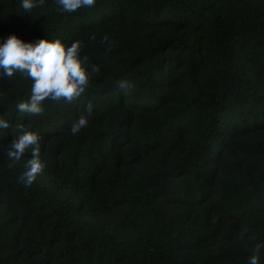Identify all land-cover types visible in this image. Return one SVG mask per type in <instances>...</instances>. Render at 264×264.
Returning <instances> with one entry per match:
<instances>
[{
  "label": "trees",
  "instance_id": "1",
  "mask_svg": "<svg viewBox=\"0 0 264 264\" xmlns=\"http://www.w3.org/2000/svg\"><path fill=\"white\" fill-rule=\"evenodd\" d=\"M20 5L0 0V39L80 41L89 83L32 115L16 108L31 79L0 76V264H248L264 243V0ZM24 130L46 164L29 187L31 150L7 155Z\"/></svg>",
  "mask_w": 264,
  "mask_h": 264
},
{
  "label": "clouds",
  "instance_id": "2",
  "mask_svg": "<svg viewBox=\"0 0 264 264\" xmlns=\"http://www.w3.org/2000/svg\"><path fill=\"white\" fill-rule=\"evenodd\" d=\"M45 3L46 0H21L20 6L24 11L31 12L36 7H43ZM55 4L61 13H73L82 7H95L96 0H55ZM92 39L95 40V36ZM81 48L80 41L66 47L59 39L25 42L15 34L0 39V76L12 79L20 72L32 81L30 97L16 105L20 113L39 115L44 111L43 104L46 101L63 100L71 103L85 92L89 73L82 65L87 63L88 57H80ZM93 71H98V68L94 67ZM119 86L127 89L129 84L122 81ZM92 113L93 104L89 102L86 105V114H81L71 125L70 134L76 135L86 128ZM10 126V121L0 116V129L6 130ZM40 140L38 133L24 130L16 135L7 153L10 160L19 161L31 150V158L25 165L26 171L19 177L25 187L31 186L46 167L41 159ZM261 248H264V243L256 245L254 254L248 258V264H259Z\"/></svg>",
  "mask_w": 264,
  "mask_h": 264
}]
</instances>
